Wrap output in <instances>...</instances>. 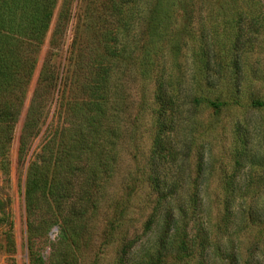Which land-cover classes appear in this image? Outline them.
I'll list each match as a JSON object with an SVG mask.
<instances>
[{
    "label": "trees",
    "instance_id": "1",
    "mask_svg": "<svg viewBox=\"0 0 264 264\" xmlns=\"http://www.w3.org/2000/svg\"><path fill=\"white\" fill-rule=\"evenodd\" d=\"M58 1L18 137L24 160L53 101L24 175L28 264L53 227L46 264H79L98 212L94 264L107 249L109 264H264V73L244 50L261 23L239 5L252 0H0L3 173ZM75 17L86 33L63 77L51 52ZM122 148L131 170L103 198Z\"/></svg>",
    "mask_w": 264,
    "mask_h": 264
},
{
    "label": "rangeland",
    "instance_id": "2",
    "mask_svg": "<svg viewBox=\"0 0 264 264\" xmlns=\"http://www.w3.org/2000/svg\"><path fill=\"white\" fill-rule=\"evenodd\" d=\"M84 2H79L77 6L76 13L79 10L80 6H84ZM239 5L247 10H249V16L257 17V22L261 23V27L257 23L251 30L250 42L247 43L244 47L245 51H249L247 62L252 65L253 68L258 69L260 73H264V0H252L248 4ZM59 6V1L55 8L52 21L49 25L48 32L45 35V38L39 48L37 57H36V66L32 74L31 80L29 82L27 93L20 111V114L17 118L16 123L13 126L10 141L7 146V151L4 156V161L6 162L5 173L0 169V264H28L29 262V242L27 240V230L25 222V210H24V200H23V183L24 175L27 167V160L30 155L37 152L45 140L44 131L47 125L50 123L52 126L56 125V116L51 117L53 111V101L48 104V107L43 111V115L40 120L39 132L34 137L33 141L30 143L29 150L27 152L26 158L21 160L17 154L18 147V137L21 131V126L24 120L25 112L28 106V102L33 90L38 69L49 51L48 42L53 33L54 26L56 23V14ZM77 16V14H76ZM260 20V21H259ZM245 19L242 23L247 25ZM84 27L80 25V22H77L76 17L73 20H70L65 27L64 33L61 36V42L57 49L52 50V63L55 64L58 73L63 77L68 75L66 68L67 61L65 57L69 54H66V48L70 44L73 37L82 39V35L86 32L81 31V28ZM79 42V41H78ZM65 64V67L63 68ZM68 70V69H67ZM63 81V79H62ZM139 97V92L137 89L131 87L130 98L136 101ZM51 99V96H50ZM49 102V99H48ZM60 121V120H59ZM60 122L57 124L59 125ZM2 157L0 155V164ZM131 170V160L129 153L126 149L122 148L119 152L118 166L116 168V175L119 179L112 183H108L104 196H110L117 191L116 185L125 177L126 172ZM121 187L118 188V191ZM111 197V196H110ZM140 215L136 212L132 213L133 219H139ZM136 220H134L136 222ZM104 217L102 212H98L92 222L90 229V242L88 246L83 249L80 256L79 264H94L97 259L96 255L99 251V232L103 229ZM51 228L46 235H43L39 238L33 240V245L31 251H34L35 254L40 256L43 260V264L47 263V258L49 254V246L53 241V238L56 234V229ZM105 250L101 259H99L100 264H109V258L111 257L112 252Z\"/></svg>",
    "mask_w": 264,
    "mask_h": 264
},
{
    "label": "water",
    "instance_id": "3",
    "mask_svg": "<svg viewBox=\"0 0 264 264\" xmlns=\"http://www.w3.org/2000/svg\"><path fill=\"white\" fill-rule=\"evenodd\" d=\"M53 230H55V229H53Z\"/></svg>",
    "mask_w": 264,
    "mask_h": 264
}]
</instances>
